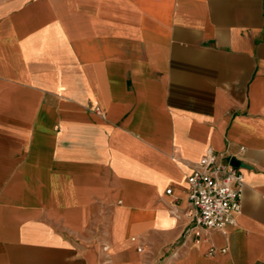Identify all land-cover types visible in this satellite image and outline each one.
<instances>
[{
	"label": "crops",
	"instance_id": "1",
	"mask_svg": "<svg viewBox=\"0 0 264 264\" xmlns=\"http://www.w3.org/2000/svg\"><path fill=\"white\" fill-rule=\"evenodd\" d=\"M209 147L242 207L198 235ZM0 264H264V0H0Z\"/></svg>",
	"mask_w": 264,
	"mask_h": 264
},
{
	"label": "built area",
	"instance_id": "2",
	"mask_svg": "<svg viewBox=\"0 0 264 264\" xmlns=\"http://www.w3.org/2000/svg\"><path fill=\"white\" fill-rule=\"evenodd\" d=\"M188 196L193 207V229H217L226 231L234 224V213L241 212L244 174L215 149L209 147L187 177ZM172 189H167L171 193ZM192 228L187 229L190 231ZM138 250H142L141 247ZM217 247L211 245L208 253L215 254ZM226 251V249H222Z\"/></svg>",
	"mask_w": 264,
	"mask_h": 264
},
{
	"label": "water",
	"instance_id": "3",
	"mask_svg": "<svg viewBox=\"0 0 264 264\" xmlns=\"http://www.w3.org/2000/svg\"><path fill=\"white\" fill-rule=\"evenodd\" d=\"M230 163H231L232 165H234V166H237V167L245 166L244 163H243L242 161H240V160H238L237 158H234V157H232V158L230 159Z\"/></svg>",
	"mask_w": 264,
	"mask_h": 264
}]
</instances>
